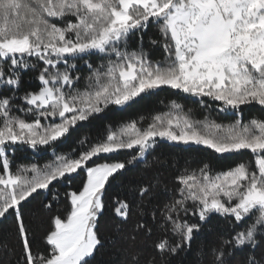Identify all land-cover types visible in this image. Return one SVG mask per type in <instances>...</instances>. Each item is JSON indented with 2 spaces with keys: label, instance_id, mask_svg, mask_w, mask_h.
Instances as JSON below:
<instances>
[{
  "label": "snow or ice",
  "instance_id": "1",
  "mask_svg": "<svg viewBox=\"0 0 264 264\" xmlns=\"http://www.w3.org/2000/svg\"><path fill=\"white\" fill-rule=\"evenodd\" d=\"M93 55L102 56L95 66L86 59ZM26 73L33 86H25ZM164 87L229 122L194 119L172 100L147 120L81 134L109 109ZM253 106L260 115L245 119ZM161 143L202 147L220 160L247 157L181 168L149 159ZM65 145L69 151H57ZM18 148L51 149L52 159L17 162ZM121 150L134 155L110 159ZM102 156L108 159L94 162ZM135 163L143 178L122 188L114 234L102 238L106 186ZM165 168L174 170L175 186L161 204ZM81 171L82 186L64 193L65 214L50 216L44 246L34 245L24 205L42 197L40 209L53 212L54 186ZM214 215L226 227L198 246V264H264V0H0V224L11 216L15 234V244L0 239V264H184Z\"/></svg>",
  "mask_w": 264,
  "mask_h": 264
},
{
  "label": "trees",
  "instance_id": "2",
  "mask_svg": "<svg viewBox=\"0 0 264 264\" xmlns=\"http://www.w3.org/2000/svg\"><path fill=\"white\" fill-rule=\"evenodd\" d=\"M156 35L155 25L149 27L148 36ZM147 36H145V48L148 47ZM133 46H135V40L132 41ZM154 59L160 58V51L154 49L152 52ZM90 62L95 66L100 63L102 60L101 55H93L87 57ZM80 71L83 75L88 74V69L86 67H81ZM34 74L26 73L24 76L25 86H33L36 81L30 79ZM83 83V81L81 82ZM172 100H175L177 103L183 106V112L190 113L194 119H203L205 115H208L211 119H216L217 122H229V118L225 117V114L218 113L215 110H206L202 108L199 104V101L195 97H189L183 93L177 92L170 88L164 87L159 90L156 94L145 98L144 100L139 101L136 104L131 105L130 107L119 110L116 108H111L106 111L104 114H101L100 117L96 118L90 125H86L81 129V134L87 133L90 136H96L98 133L104 131L106 127L118 128L121 124L129 120H140L141 117L147 120L152 115H155L157 112H166L169 110V105ZM209 103H211L209 101ZM214 107V106H213ZM253 115H260V110L258 106H253L246 108L244 110V118L248 119ZM75 147V144L72 145ZM51 149L47 152L42 151L38 156L36 153H33L31 150L24 151L22 148H18L15 152L14 159L17 162H28L26 158H31L34 162L39 164H44L52 159V153H49ZM59 152H67L69 148L61 146L57 149ZM134 155L132 150H121L117 154H114L110 157L112 160H125L131 158ZM153 156H156L162 160H175L179 167H185L187 165L191 167L199 166L200 162H208L214 168H220L225 164L231 163L232 161H239L247 157V153L243 155L229 157L225 160H220L216 157L214 153L210 150H207L198 146H185V145H172L170 143H161L159 144L154 152L151 153L149 159ZM108 159V157H101L99 159L94 158L95 163H102ZM91 166V162L89 164ZM143 164L135 163L132 166H129L126 171L115 176L114 179L110 178L109 184L106 186L104 192V202L105 209L103 214L99 217V234L102 238H111L115 231V223L118 222L112 212V209L115 207L114 201L116 199H124V192L122 191L123 187H128L134 185L137 181L141 180L142 177ZM173 169L165 168L162 169V182L159 185L157 191L159 193V203L163 204L167 200V194L174 188L173 183ZM85 173L81 171L79 175H73L62 181L59 184L54 186V190H58L59 200L53 204V212L49 213L42 211L39 206V201L42 197H37L36 200L31 201L28 204L24 205V215L26 221H29V226L32 231L35 233V239L33 241L34 245L43 247V235L46 229L49 227V217L55 214L64 215L66 209L68 208V200L65 198L64 193L67 191L78 190L82 184V179L84 178ZM70 185V188H69ZM48 198L51 199V195L48 194ZM155 203V202H154ZM147 214L150 217L152 208H147ZM192 222H197V218L193 217ZM226 227V221L219 216H213L211 220L203 225L201 232L196 236V239L192 242V252L187 256L183 257L184 264H198L197 262V248L205 240L212 239L215 234ZM159 233H155L152 237L147 238L148 242L151 243L152 240H155ZM0 239H7L10 244H15V234L13 230V218L8 217L7 220L3 221L0 224ZM112 246L107 245L106 249H102V252L105 253L107 258V253L111 252ZM115 259V256L112 257ZM181 258L178 257L177 261L179 262Z\"/></svg>",
  "mask_w": 264,
  "mask_h": 264
},
{
  "label": "rangeland",
  "instance_id": "3",
  "mask_svg": "<svg viewBox=\"0 0 264 264\" xmlns=\"http://www.w3.org/2000/svg\"><path fill=\"white\" fill-rule=\"evenodd\" d=\"M41 152H42V151H40V152H36V154L39 156V155L41 154ZM49 153H52V150L49 151Z\"/></svg>",
  "mask_w": 264,
  "mask_h": 264
}]
</instances>
